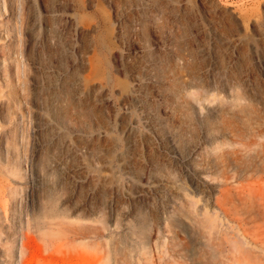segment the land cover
I'll return each mask as SVG.
<instances>
[{
	"label": "rangeland",
	"instance_id": "374dc122",
	"mask_svg": "<svg viewBox=\"0 0 264 264\" xmlns=\"http://www.w3.org/2000/svg\"><path fill=\"white\" fill-rule=\"evenodd\" d=\"M23 1L47 111L0 99V264H264V0Z\"/></svg>",
	"mask_w": 264,
	"mask_h": 264
},
{
	"label": "bare ground",
	"instance_id": "6f19581e",
	"mask_svg": "<svg viewBox=\"0 0 264 264\" xmlns=\"http://www.w3.org/2000/svg\"><path fill=\"white\" fill-rule=\"evenodd\" d=\"M14 22L12 29H6L4 35L0 36V46L4 49V54L0 58V99L1 97H8L11 99L15 107L19 111L21 121L26 118L22 111V106L28 114L29 121L40 125L46 108L41 101V89H42V75L36 71V51L35 46L31 43L36 28V22L28 12L26 13L23 0H16ZM30 9V7H29ZM7 8L4 4L0 5V15L2 12H6ZM29 11V10H28ZM3 22V20H1ZM1 22V23H2ZM3 24V23H2ZM11 32V35H10ZM36 37V36H35ZM36 40V38H35ZM3 41V43H1ZM15 45L14 50H10L11 45ZM11 68L14 69L12 74ZM32 83L29 95L23 97V94L28 91L27 82ZM16 86H18L19 96L16 95ZM6 89V90H5ZM3 104V103H2ZM32 108L31 114H29L28 108ZM3 128L0 111V132ZM7 160L0 158V218L6 222L10 218V206L12 203L17 202L15 198V191H12L13 185L10 183L9 176L19 178L23 182V178L26 173L30 175L32 173V163L30 161L25 162L28 164V171L21 163L16 167H11ZM42 211H45L43 205ZM41 223H47L46 216H42ZM40 219V217H39ZM51 223V220H50ZM21 254V247L19 250Z\"/></svg>",
	"mask_w": 264,
	"mask_h": 264
}]
</instances>
